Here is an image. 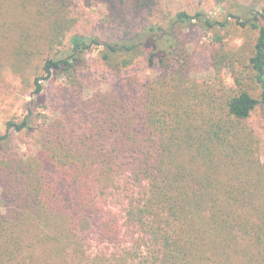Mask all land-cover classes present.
<instances>
[{
  "label": "trees",
  "instance_id": "16d2710c",
  "mask_svg": "<svg viewBox=\"0 0 264 264\" xmlns=\"http://www.w3.org/2000/svg\"><path fill=\"white\" fill-rule=\"evenodd\" d=\"M74 1L0 0V65L41 72L28 115L7 124L37 131L40 149L23 159L0 147V264H264L262 141L249 122L258 109L264 119V5L230 15L256 33L235 49L221 35L229 22L161 0H82L123 34L66 42ZM141 16L159 20L132 27ZM194 26L216 43L202 84L191 77ZM94 47L115 73L139 60L159 73L86 94L79 72ZM58 76L62 107L42 125L31 106Z\"/></svg>",
  "mask_w": 264,
  "mask_h": 264
},
{
  "label": "rangeland",
  "instance_id": "374dc122",
  "mask_svg": "<svg viewBox=\"0 0 264 264\" xmlns=\"http://www.w3.org/2000/svg\"><path fill=\"white\" fill-rule=\"evenodd\" d=\"M263 5L264 0H161V7L166 11L173 13L186 11L191 15L204 12L215 20L229 22V28L221 32V35L225 37V43L230 48L235 49H239L243 45L248 48L250 44L254 43L256 33L245 32L238 26L237 20L231 18L230 15L247 17L249 7L260 8ZM71 14L76 24L66 42L74 35L87 38L97 37L101 41H110L123 34L122 28L107 21V10L102 4H93L87 7L82 0H75ZM157 20L159 19L150 18L149 16L133 18L132 27H138L145 21L154 22ZM186 35L188 37L187 47L192 59V79L201 84L212 81L214 71L211 65V55L216 44L212 41V33H206L198 26H194L186 31ZM158 73L157 69L150 68L144 60L137 61L135 65L124 69L121 73H115L102 62L99 56V48L94 47L86 54L79 75L85 82L86 94H91L116 90L119 86L117 75L135 76L142 82H149ZM37 74L41 75L39 62L31 66L30 74L25 75H17L11 71L9 66L3 67L0 65V137L9 136L8 141L0 145L2 153L10 150L16 156L24 159L35 156L40 149V134L37 131L19 133L7 131L9 122H20L28 115V109L36 99L33 80ZM224 75L227 81L232 83L231 73L226 71ZM66 83V79L59 76L53 82H44L45 93L43 94L42 103L39 102L36 107L31 106L40 124L47 125L57 118L62 105L53 92L56 85ZM249 122L262 141L261 158L264 162V119L261 110L255 111ZM1 205L0 197V213L2 211Z\"/></svg>",
  "mask_w": 264,
  "mask_h": 264
}]
</instances>
